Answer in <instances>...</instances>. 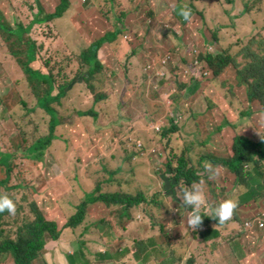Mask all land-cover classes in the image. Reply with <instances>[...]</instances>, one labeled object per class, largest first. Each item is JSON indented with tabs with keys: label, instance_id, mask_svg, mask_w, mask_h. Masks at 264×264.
<instances>
[{
	"label": "rangeland",
	"instance_id": "374dc122",
	"mask_svg": "<svg viewBox=\"0 0 264 264\" xmlns=\"http://www.w3.org/2000/svg\"><path fill=\"white\" fill-rule=\"evenodd\" d=\"M50 1L52 3L47 10L52 12L61 0ZM99 1H102L99 9H107L103 14L110 16L99 22L100 26L106 27L109 22L111 31L116 30L115 21L112 22V15L115 14V17L123 19L122 25L131 23L133 26L120 36V46H108L101 51L102 61L112 70L108 78L113 90L112 97L98 106L95 96L99 91L93 92L83 84L77 86L65 107L56 110L61 117H70L75 112L96 107L101 113L100 121L96 122L94 118H77L72 125L61 126L57 131L59 140L47 152L45 165L33 169L41 168L48 176L50 173L54 181L49 183V187L60 199L67 198V206L53 203L54 198H49L50 194L45 195L42 200L48 218L59 222L61 229L77 214L78 206L84 202L86 195L98 190L129 195L143 192L150 204H144L142 208L132 211L134 219L123 218L119 211L121 208L110 210L103 204L91 205L86 222L75 230L64 231L59 242L49 245L46 258L51 264H70V257L80 251L85 252L87 260L92 264H102L105 261H109L107 264H162L169 260L159 263L162 256L155 249L167 247L165 254L169 255L173 251L167 238L170 235L178 237L183 247L179 261L175 264H240L246 254L248 261L256 256L260 264H264V231L245 229V222L258 211L264 200V189H261L264 177H259L254 171L257 167L251 163L247 168V172L255 178L250 188L239 185L237 178L231 176L229 170L221 174L219 172L215 179L208 177L207 184L202 185L207 202L203 211L208 212L211 206L233 197L239 204L238 213L235 210L233 212L236 213V220L240 222L239 228L232 231L231 226L227 229L214 225L227 233L226 242L215 249L218 252L216 254L210 246L217 239L206 243L202 239L201 231H193L187 227V214L190 209L183 205L180 207L178 195L181 190L174 188L175 182L168 174V155L162 139V127L171 124L172 111H179L183 121L180 125L181 133L175 136V147L180 153L186 149L192 150V164L197 168L202 164L201 155L213 153L218 157L230 158L235 137L230 133L229 138L218 135L210 138L203 128L204 118H195L194 113H206L209 107L214 106L221 111L214 115L216 122L224 112L238 123L240 131L243 130L242 126L248 127L249 123H261L262 104H253V115L246 116L243 121L240 120V114L248 112L250 108L247 92L249 84L243 81L242 75L246 64L244 65L242 57L253 58L256 52L264 56V0H255L260 2V8L255 3L257 9L246 11L239 5H232L230 0H207L208 21L196 13V8L190 9L191 18L185 21L180 12L187 7L175 0L166 1L169 8L165 12L156 8L154 0H147L142 5L134 2L136 6L130 0V9L119 13L115 8L128 0H97ZM252 1L249 0V3ZM163 4L167 8L164 1ZM82 5L80 12L75 11L74 18L80 14L79 20L88 21L90 19L87 18L97 12L94 9L97 4H94V0H83ZM33 10L17 9L14 14L10 9H6V12L0 9V18L4 17L8 22L7 26H12L16 21L31 20L35 15ZM72 15L67 11L60 18L61 21L55 19L51 24L34 28L33 36L41 47V67L47 66L53 71L64 69L65 74L74 79L81 72L85 74L88 71L84 69L86 64L81 61L90 41L85 39L83 42L82 31H86V28L79 30L76 25L79 22L73 18L68 19ZM96 16L92 18L95 19ZM178 20L188 25L182 28V25L171 23ZM214 30L219 31L220 43L213 42ZM95 34H98L95 37L98 40L107 33L98 31ZM0 40L2 41L1 36ZM123 42L138 46L140 54L129 57L128 47L120 50ZM208 44H211L209 53L218 49L224 51L232 46L241 66L228 68L220 77L212 76L205 67L208 63L201 59L203 53L199 49L195 50L198 45ZM256 45H260L257 50L254 48ZM6 50L8 51L6 46L0 48V133L5 143L12 140L16 149L21 147L17 154L24 158L28 147L41 138L48 137L50 116L40 108L37 109L36 98L29 90L23 70L14 57L9 53L7 55ZM175 67L183 73L180 83L187 85L183 92H180L181 88L178 86ZM199 72L202 73V78L196 81L194 73ZM94 85L98 89L102 84L96 81ZM22 100L27 101L30 110L34 112L26 110ZM13 111L15 121L10 119V112ZM208 127L211 128L212 123ZM248 128L253 130L252 127ZM255 135L262 136L261 127H258ZM190 138L194 145L200 146L192 149L194 145L191 146L185 140ZM22 167L25 171L24 166ZM218 171L223 172L219 168ZM111 172L117 173L113 179ZM44 184L45 182L40 186L35 185L41 189ZM255 189L256 194H252ZM252 199L254 200L248 203ZM209 213L212 215L211 211ZM15 218L17 213L4 218L9 235L14 239L18 233L14 226L18 223ZM102 219L109 221L113 232L104 225L106 231L100 234L95 225ZM233 225L237 227V224ZM164 227L166 232L163 231ZM240 240L245 243L247 253ZM45 259L40 264H47ZM78 264L86 263L80 260Z\"/></svg>",
	"mask_w": 264,
	"mask_h": 264
},
{
	"label": "trees",
	"instance_id": "16d2710c",
	"mask_svg": "<svg viewBox=\"0 0 264 264\" xmlns=\"http://www.w3.org/2000/svg\"><path fill=\"white\" fill-rule=\"evenodd\" d=\"M165 1L170 2V0ZM175 1H179L180 5H184L188 9H194L196 8L194 4L202 0ZM189 2H191V4ZM230 2L241 6V9H245V11L246 9L260 8L261 6L260 2H255V0H253L251 4L249 3V0H230ZM255 3H257L258 6H256ZM70 5V0H61V3L55 8V11H52V14H46V9H43L39 5L38 15L32 22H29L30 20L28 22L16 21L12 26H7L8 22L4 17L0 18V36L2 39V41L0 40V48L6 46L8 49V51L6 50L7 55L9 53L17 60L29 84V90L31 91L32 96L36 98L37 109L40 108L50 116V132L48 137L41 138L32 146L28 147L24 158L22 155L17 154V152H20L21 147L16 149L12 140L5 143L4 138L0 133V195H7L14 201L15 207L17 208V218L14 220L18 221L17 225L14 224L18 232L16 239H14L9 235V231L4 223V218L6 216L12 217L16 213H0V264H7L8 262H12L13 264H40L42 259L46 258L49 245L51 243L59 242L64 231L75 230L86 222L88 216L87 213L88 210H90L91 205L95 206L103 204L110 210H113L115 207L121 208L119 211L121 212V215H123V218L134 219V212L132 211L142 208L144 204H150L146 194L143 192L138 193L137 195H129L123 194V192L105 193L102 190H98L97 192L86 195V200L78 208V213L72 217L69 223L65 225L64 229H61L59 222L49 220L43 212L45 207L42 202V197L47 194L54 197L52 195V188L49 187V183L51 184L54 180L51 179L52 176L50 173L48 176L43 169L33 168L45 165L47 160L46 154H48L47 152L50 151L54 143L58 141L59 137L57 131L61 126L72 125L74 123L73 120L75 121L77 118H94L95 121L98 122L100 121L101 116V113L96 107L87 111L75 112L73 115H70V117H61L56 108L63 109L66 103L70 100V96H73L77 86L82 84L93 92L99 91L95 96V102L98 106L111 99L113 90L108 78L112 70H109L102 61L101 51L108 46L118 44V46H120L121 43L118 42L120 36L123 35L128 28H131L127 23L126 26L122 25L124 23L123 19L118 16L115 17L116 14L112 15V22L115 21L114 25L117 28L115 31L113 30L112 32V27L107 23L106 27L104 25L105 28L100 26L99 22H101L104 17H110L109 15L103 14V11H107V9H101L102 12L98 13L95 19L92 18L93 20L91 21L78 20L79 24L77 23L79 30L86 28V31H82V36H85V38L90 41V46L83 53V61H81L82 64L83 62L86 64L84 65V69H88V71H85V74L81 72L78 77L72 79L65 74L66 70L64 69L53 71L48 69L47 66L43 68L41 67L42 62L39 61L41 47L33 36L34 28L47 23L51 24L53 20L62 18L63 15L69 11ZM5 10L6 9H3L4 12H6ZM10 10L16 14L17 9ZM122 10L125 9H116L118 13ZM161 11L165 12L166 9H161ZM196 13L200 14L203 18L205 17L206 20V15L203 11L200 10ZM43 15L44 17H42ZM124 16L126 17L127 15ZM171 23L177 26L182 25V28L188 25L183 24L179 20L178 22L171 21ZM98 31H106L107 34L102 38L95 40V37H98V34L95 33ZM219 37V31L214 30L213 42L220 43L221 39ZM210 45L211 44L198 45L199 47L195 48V50L199 49L203 53L204 56H202L201 59L204 60L206 64L208 63L205 67L210 70L212 76L215 75L216 77H220L228 68H231L234 65L238 67L241 66L238 64L239 57L234 54L232 46L228 49H224V51H220L217 47L216 49L218 50L216 52L209 53ZM215 46H218V44ZM127 47L129 48V57L140 54L138 46L135 45L134 47L125 42H123L120 50ZM254 48L257 50L260 48V45H256ZM254 55L253 58L242 57L245 61L244 65L246 64L243 68L242 75L243 81H246V83L249 84L247 92L250 108L248 112H242L240 114L241 121L245 120L246 116L251 117L253 115L251 107L253 104H262L263 112H260V114L264 115V56H261L258 52ZM81 71H83V68ZM174 71L178 78V86L181 88L180 92H183L184 89L187 88V85H182V83H180L183 73L178 67H175ZM129 72L130 71L127 72L128 75ZM194 74L196 76V81L199 80V78H202V73L199 72ZM96 81L102 84L98 89L97 86L94 85ZM104 86H107L106 90L104 89ZM22 102L24 107H26V110L30 113L34 112V110H30L27 101L22 100ZM218 110L220 109H215L214 106H212L208 108L206 113H194V116L195 118H204L203 128L206 134L210 135V138L217 135L222 138H229L230 133H233L235 136L238 123L224 112L221 113L219 121L216 122L214 115L221 112ZM10 116V119L15 121L14 111L10 112ZM182 121L183 117L181 113L179 111H172V115H170L171 124L167 127H162V139L165 142L166 155H168V174L170 175L171 180L175 182L174 188L177 187L181 190L186 185L201 180L204 181L203 186L207 184L206 180L208 179V176H206L207 174L204 171V167L207 163H211L213 166H218L219 169L223 170V172L219 171L220 174L229 170L231 176H236L239 185H245L248 188H250L252 182L255 181L253 175H251L250 172H247V168L251 163L257 167L254 171L257 172L258 176L261 178L264 177V135L261 139L255 134L249 137L240 134V136L237 138L235 137V140H233L229 154L230 158H222L213 153H208L206 155H201L202 164L200 167L195 168L192 164L193 151L186 149L180 153L175 147V136L181 133L182 129L180 125L182 124ZM209 123H212L211 128L208 127ZM200 125L199 121L198 126ZM242 128L245 129L247 127L244 125ZM204 131L203 134L205 133ZM118 135L119 134H115V136ZM129 136L136 137L133 135ZM185 140L191 143V146L195 144L192 143L193 139L191 138ZM199 146V144L194 145L192 149H196ZM127 154L129 155L130 153ZM22 166L26 169L25 171H23ZM21 174H23V176ZM17 175H19V180H17ZM110 175L113 179L116 177L117 173L111 172ZM42 182H45V184L41 189H38L39 187L35 184H39L40 186ZM256 189L252 191V194H256ZM261 189H264L263 181ZM237 208L238 206L235 209ZM209 211H202L204 219L199 227V229H202V239L206 243H210L222 236L221 231L214 228V225L220 227L225 226V223L217 224V221L211 219L212 215H210ZM235 217L229 222L237 221ZM104 225H107L110 231L113 232L112 227L110 228L109 221L107 219H102V221L95 225L99 228L101 235L106 231V228H103ZM164 230L166 232V227L163 228V231ZM255 230L263 231L259 229ZM167 238L175 251L174 255L176 258H179V254L183 249L181 240L178 237H171L170 235H168ZM177 241L180 242L181 248L176 245ZM155 250L159 251L162 256L160 262L166 259L169 260L168 262L163 261L162 264H175L177 262V260L170 258L168 254H165V250H168L167 247L166 249L160 248ZM155 250H153L152 253H154ZM138 259L141 258L139 257ZM45 260L47 264H51L47 258ZM80 260L86 264H92L91 261L87 260L85 252L80 251L70 257V264H78V261ZM107 263H109V261L102 262V264Z\"/></svg>",
	"mask_w": 264,
	"mask_h": 264
},
{
	"label": "clouds",
	"instance_id": "9594fccd",
	"mask_svg": "<svg viewBox=\"0 0 264 264\" xmlns=\"http://www.w3.org/2000/svg\"><path fill=\"white\" fill-rule=\"evenodd\" d=\"M180 15L185 21H188L191 18V10L184 8L183 10H181ZM114 31H115V29H114ZM240 134H241V131L238 130V127H237L234 137L237 138L238 136H240ZM263 135H264V131L262 132V136ZM262 136H260L258 138H261ZM139 146L142 147V145H140V144H139ZM204 171L208 175L209 179H215L219 175L218 166H213L211 163H207L205 165ZM203 183H204V181L201 180L199 182H193L190 185H186L184 188L181 189V193L178 195V200H180V207H181V205H183L184 207L191 209L187 214V227L193 231L196 229H197V231L202 230V229H199V227L201 226V224L203 222L204 217L202 216V211L205 208L206 203H207L206 198H205V194H204V191L202 188ZM52 192H53L52 195L54 197L50 196V198L51 199L54 198V199H52L53 203H56L57 205L60 206L61 201H64V203H62V205H65V206L68 205L67 202H65V200L57 197L53 190H52ZM86 197H85V200H86ZM253 200L254 199L250 200L248 203L252 202ZM82 204H83V202L78 206V208ZM237 206H238V208L235 209ZM259 207H263V209L262 210L257 209L258 211L249 218L250 220H247L245 222V229L246 230L252 231L255 229H259V230L264 231V229H260L258 227V225H256L258 220L260 218H262V216L264 214V200L260 203ZM238 209H239V204H238V201L234 197L225 199L222 202L216 204L215 206L210 207V210L212 213L211 219L217 221V224H224L227 222L225 224V226H223L224 228L225 227L227 228V226L231 225L233 222H238V221H233L231 223L229 222L232 218H234L236 216V213H233L234 210H235V212L238 213ZM15 211H16V207H15L14 201L12 199H10L7 195H0V213L7 212L9 214H14ZM43 212H44L45 216L48 218L47 214L45 213V210ZM238 223H240V222H238ZM248 223H253V226L248 227L247 226ZM216 226H218V225H216ZM218 227H220V226H218ZM217 229L222 231L220 228H217ZM221 238H222V236H221ZM221 238H219V239H221ZM219 239H217V240H219Z\"/></svg>",
	"mask_w": 264,
	"mask_h": 264
},
{
	"label": "crops",
	"instance_id": "0c3cea01",
	"mask_svg": "<svg viewBox=\"0 0 264 264\" xmlns=\"http://www.w3.org/2000/svg\"><path fill=\"white\" fill-rule=\"evenodd\" d=\"M85 1H87V0H85ZM133 1V5L134 6H136V4L134 3V2H137V4L138 5H140V3H141V5L144 3V2H146L147 0H132ZM132 1H131V4H132ZM163 1L165 2V4H166V6H167V8L165 7V5L163 4ZM171 1V0H170ZM70 2L72 3L71 5H70V13H72L73 15H72V17L70 16L68 19H71V18H73V19H76L77 21L79 20L78 19V16H81L80 14H77L76 15V17L74 18V14H75V11H81L80 9H82V3H83V0H70ZM102 1H99V2H97V0H94V4L96 5L95 7H94V9H97V12L92 16V17H94L95 15H97L98 13H101L102 12V10L101 9H99L100 7H101V3ZM125 3H122V4H120L119 6H117L115 9H130V5H129V3H130V0H128V1H124ZM43 8V9H46L45 10V12H47V13H49V14H52V12H49L47 9L49 8V6H50V4L52 3L50 0H1L0 1V9H34L33 10V12L35 13V15L33 16V18L29 21V22H32L33 21V19L38 15V11H39V5ZM100 4V5H99ZM154 4H155V6H156V8L157 9H168L169 7H168V3H166V1L165 0H154ZM207 4H208V1L207 0H202V1H198V2H196L194 5H195V7H196V9H198V11H203L204 13H205V15H206V19H207V21H208V18H209V14H208V11L206 10L207 8ZM221 4H223V2H221ZM231 4L232 5H235L233 2H231ZM25 7H27V8H25ZM98 7V8H97ZM233 8V6L230 8V9H232ZM203 9V10H202ZM200 15V14H199ZM251 15L253 16L254 15V11L253 12H251ZM247 16H249V14L247 15ZM92 17H90V18H87V19H90V21L91 20H93L92 19ZM107 17H104V19H106ZM160 18V17H159ZM162 21H164V19L163 18H160ZM62 19H60V21H61ZM86 20V19H85ZM10 21H11V19H10ZM107 24L109 25V26H111L110 25V23L109 22H107ZM76 25H77V22H76ZM128 25L131 27V28H133V26H132V24L131 23H128ZM210 25V27H211V24H209ZM85 36L83 37V42L85 41ZM261 116H262V119H261V123H249V125H248V127H252L253 128V130H250L248 127L247 128H245V129H243V130H241V134L242 135H244V136H252V135H254L255 133H257L258 132V127H261V130H262V132L264 131V115H262L261 114ZM33 193V192H32ZM34 195V194H33ZM42 200H44V196L42 197ZM63 200H64V197H63ZM67 200V198H65V201ZM62 203H64V201H61V204ZM251 204H255V203H251ZM208 205V204H207ZM262 205V204H261ZM250 208H252L253 209V207H250ZM263 209V207H259L258 208V210H262ZM254 213V212H253ZM252 216V215H251ZM233 224H237V227H235V225H233ZM229 226H231V228H230V230H232V231H234V230H236L237 228H239L238 226H239V223L238 222H233L231 225H229ZM229 226H227V229H229ZM222 232V238L221 239H219V240H217V241H215L216 243L215 244H213V245H211L210 246V248L213 250V252H215L216 254H218V252L217 251H215V249L216 248H218V247H220V244H222V243H225L226 242V240H227V233L226 232H224V231H221ZM240 244H241V246L244 248V250L246 251V249H245V243L244 242H241V240H240ZM179 248H181V244H180V242L179 241H177V244H176ZM224 247V246H223ZM174 253H175V251L173 250L172 252H170V254H169V257L170 258H172V259H175V260H177V262L179 261L178 260V258H176V256L174 255ZM246 253H247V251H246ZM213 255V254H212ZM215 257L216 258H218L219 260H220V257L219 256H217V255H215ZM212 258H213V260H214V255L212 256ZM167 260V259H166ZM242 262V263H241ZM241 262H240V264H260V262H259V259L258 258H256V256H252L251 257V260L250 261H248V256H247V254H246V257L243 259V260H241ZM159 263H161V262H159Z\"/></svg>",
	"mask_w": 264,
	"mask_h": 264
},
{
	"label": "built area",
	"instance_id": "2783aa9c",
	"mask_svg": "<svg viewBox=\"0 0 264 264\" xmlns=\"http://www.w3.org/2000/svg\"><path fill=\"white\" fill-rule=\"evenodd\" d=\"M256 225H258V227H259L260 229H264V214H263L262 218H260V219L258 220V222L256 223ZM247 226H248V227H252V226H253V223H248Z\"/></svg>",
	"mask_w": 264,
	"mask_h": 264
}]
</instances>
